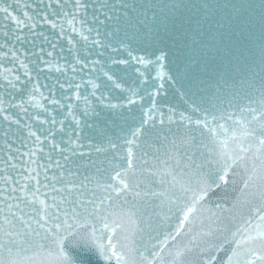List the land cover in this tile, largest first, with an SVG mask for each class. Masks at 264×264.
I'll return each instance as SVG.
<instances>
[{"label": "snow or ice", "instance_id": "snow-or-ice-1", "mask_svg": "<svg viewBox=\"0 0 264 264\" xmlns=\"http://www.w3.org/2000/svg\"><path fill=\"white\" fill-rule=\"evenodd\" d=\"M0 264H264V0H0Z\"/></svg>", "mask_w": 264, "mask_h": 264}]
</instances>
